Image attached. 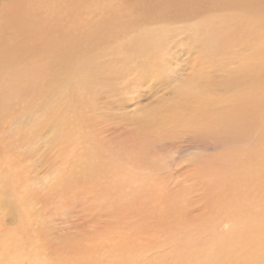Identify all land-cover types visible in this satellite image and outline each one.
<instances>
[{
	"label": "rangeland",
	"instance_id": "374dc122",
	"mask_svg": "<svg viewBox=\"0 0 264 264\" xmlns=\"http://www.w3.org/2000/svg\"><path fill=\"white\" fill-rule=\"evenodd\" d=\"M236 1L0 0V264H178L181 226L209 227L264 150L259 60L232 76L264 0ZM65 49L73 77L49 64Z\"/></svg>",
	"mask_w": 264,
	"mask_h": 264
},
{
	"label": "bare ground",
	"instance_id": "6f19581e",
	"mask_svg": "<svg viewBox=\"0 0 264 264\" xmlns=\"http://www.w3.org/2000/svg\"><path fill=\"white\" fill-rule=\"evenodd\" d=\"M224 2H225V0H224ZM229 2H231V4H233L237 1L236 0L235 1L234 0H226V3H229ZM58 3H60V5H61V3H63V2L61 1ZM63 4H65V2ZM220 4H221V2H220ZM193 5H197V4H193ZM49 6H51V5H48V7ZM53 6H56V5H53ZM189 6H191V5H189ZM18 7H19V5H18ZM220 8H222V9L228 8V6L224 7V5L222 3L221 7H219V9ZM49 9H51V8H49ZM68 10L70 12H74L76 10V3H72ZM182 11H183V6L181 8H179L175 13L179 14ZM222 11H224V10H222ZM167 13H169V14L171 13L170 7H168ZM74 17H75V15H74ZM119 25L121 26V24H119ZM260 34H263V36H260ZM152 35H153L152 32H147V30H141L140 33L137 34L135 39L141 43L140 46L145 47L146 45L143 43V40L147 39L148 37H151ZM167 40H169V39H167ZM213 40L217 41L218 39L216 36H214ZM165 42H166V40H165ZM243 49H244V51H243ZM240 50H242V52H240L239 56L235 60H237V61L242 60V64L240 63L239 66H236L234 68V72H232V76H240V75L245 74V73L247 74V68L250 71L254 70L252 64H254V62L257 60H259V62H260V64H259V70L260 71L258 73H254V76L264 74V69H263V67H264V32H261L260 30L257 31L255 29L252 32V36L250 38L249 43L247 45L240 46L238 51H240ZM68 53H69L68 49H65V51L62 53V55H60L58 61H57V59H53L50 61L49 64L51 66H55L56 64H58V65L60 64L59 67L64 69V72L67 74V77H69V76L73 77L74 71L79 72L82 69V63L78 62L75 64L74 62H72V60L69 59L70 56H68L69 55ZM164 53L167 54V51H164ZM60 59L66 60L68 63H63V62H61ZM116 67H118V66L116 65ZM79 68H81V69L79 70ZM69 69H70V71H69ZM248 76H252V74L247 75V77ZM72 77L70 78L71 81L73 83H76L75 79ZM64 78L66 79V77H64ZM51 83H52V81L47 83V85H50ZM50 95H53L52 92L50 93ZM68 95H69V93H68ZM52 98L50 99L51 101L56 100L54 98V96H52ZM174 120L173 121L170 120L169 122L163 123V124L175 127ZM139 122L141 124H146L148 126V128L150 127V125L151 126L153 125V122L152 123L149 122L146 118L143 121H139ZM235 122H236L235 118L230 117V121L228 123L230 125H234ZM177 123H178V120H177ZM159 125H161V124H159ZM207 126H209V125L206 124V127ZM75 157H77V156H75ZM244 163H247V168L241 170V174L239 173L240 174L239 176H235L232 179L233 180L232 183L229 182V185L227 183V185L225 184V186L222 185V183L224 184L225 181L221 183L222 187L220 186L219 189H224V190L228 191L229 194H227L225 196L224 202H218L217 203V207L215 208L217 215L209 221V223H210L209 227H206L205 224H201V225L196 224V226H187V225L181 226L182 228H184L185 233L180 238V241H183L184 243L182 242L183 243L182 247H175V245H173L174 247L172 249L171 256L168 254L172 260H174L177 257V255H179V258L180 257L181 258H180V260H178L179 261L178 264H218V261H220V264H264V219L259 222L255 218L253 212H251V213L249 212V210L252 209V207H250V206L252 205L253 201L259 202V204L261 206L264 205V196L262 197V195H264V189L263 190L259 189V192L248 191L246 194H240V193H238V187H236V185H239L241 182H244L247 185H256L259 187L264 186V150L260 151L258 153H255L254 155H250V157L248 156L247 161H245ZM245 166H246V164H245ZM225 167H227V166H225ZM215 189H216V187H215ZM238 197L240 198L241 203L238 200ZM225 206L227 208H225ZM237 209L238 210L240 209L241 213H240V211H237ZM222 212L226 215V217L228 218V220L231 223V230L228 233L230 235L229 237H227L228 234H226L225 236H221L216 231V224L218 223V221L220 220V218L222 216H225ZM238 213L242 215L241 218L237 217ZM245 213H247L249 215V218H247L245 216ZM179 229H180V227H179ZM199 234L202 236L201 241H200ZM192 235H193V239L197 241L198 247H196L194 244H191V243L188 244V241L190 240V237ZM249 254L251 255V257L254 256L256 259L251 260L250 258H248ZM169 256H168V258H169ZM169 259H167V260H169ZM191 259H193V260H191ZM127 262L128 261H124V260L122 261L121 260V264L122 263L126 264ZM175 264H176V262H175Z\"/></svg>",
	"mask_w": 264,
	"mask_h": 264
}]
</instances>
